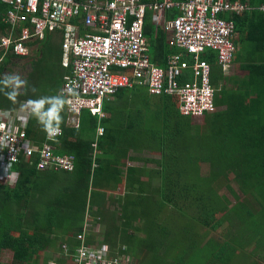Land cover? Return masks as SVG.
Here are the masks:
<instances>
[{
	"label": "trees",
	"instance_id": "1",
	"mask_svg": "<svg viewBox=\"0 0 264 264\" xmlns=\"http://www.w3.org/2000/svg\"><path fill=\"white\" fill-rule=\"evenodd\" d=\"M228 1L246 5L240 13L223 16L234 24L236 52L232 63L246 73L226 75L212 53L202 55L211 66L210 81L216 106L214 113L204 116L206 124H191L190 117L179 114L178 99L167 95L151 101L152 108L134 111L130 102L133 96L141 95L138 86L120 89L109 100H103L105 116L102 118L81 111L75 126L65 107L61 113L62 135L50 145L54 155L73 157V169L40 170L37 168L39 157L35 154L28 159L21 158L14 166L13 181L0 180V253L11 252L9 264H66L80 245L77 237L83 232L86 215L103 225L104 237L100 244L106 243L118 250L124 246V253L130 252V248L134 250L137 258L130 264H150L143 262L147 252L160 254L163 260L159 264H191L184 260L186 256L182 253H169V238L150 239L159 232L151 224L156 225L155 218L161 208L168 206L180 212L187 210L201 229H224L221 236L205 239L202 245L207 252H212L210 257L215 262L228 263L233 250H244L243 245L233 243L235 237L242 239L244 233L243 239L248 237L249 241L244 244L253 242V263L263 260L264 12L259 7L264 5V0ZM6 11L7 6L0 3V12ZM8 32L9 26L0 19V38ZM144 32L151 63L165 67L167 55L176 50L168 49L164 33L150 23V12L145 17ZM54 35L47 34L43 41L29 44L37 45L38 53L29 62L30 72L25 77L20 74L28 82L27 91L22 89L15 101L4 95L5 103L0 102V109L13 110L22 101L38 98H30L28 94L29 87L34 85L32 74L43 55L52 56L56 48L60 53ZM25 58L14 55L11 50H0V76ZM64 69L55 80L54 96L60 90L62 74L69 71ZM188 78H191L189 73L180 81ZM97 128H103L101 136L97 135ZM45 135L37 120L31 119L27 136L40 145ZM143 151L159 155L158 159H139L155 164L157 170L126 166L125 196L117 200L120 210L108 214V218L97 213L96 190L105 187L114 190L121 182L120 169L110 166L111 163L122 165L125 161H135L133 155ZM197 163L205 165L206 173L201 172V166H194ZM143 176L148 178L142 181ZM154 177L158 179L156 183H152ZM91 186L93 196L89 198ZM222 191L230 194L233 204L228 196L220 194ZM153 194L156 199L152 198ZM137 205L142 209L135 210ZM230 216H236L241 222L237 236L230 233ZM138 218L149 219L151 224L145 225L149 237L134 238L138 228L134 223ZM165 230L159 233L166 235Z\"/></svg>",
	"mask_w": 264,
	"mask_h": 264
},
{
	"label": "built area",
	"instance_id": "2",
	"mask_svg": "<svg viewBox=\"0 0 264 264\" xmlns=\"http://www.w3.org/2000/svg\"><path fill=\"white\" fill-rule=\"evenodd\" d=\"M7 6L0 12L9 34L0 46L11 48L17 56H27L29 43L43 41L47 34L60 38L61 66L68 69L62 77L58 94L71 122L77 125L81 111L104 117L103 100L120 89L144 87L155 97L178 99L181 116L200 118L216 110L211 66L204 54L212 53L226 71L234 59V24L224 18L246 7L228 0H0ZM264 12V5L259 7ZM147 12L155 30L165 34L169 50L165 67L151 63L148 55L144 21ZM176 12V13H174ZM172 16L169 18V14ZM187 73L186 81L180 78ZM57 94V95H58ZM27 100L13 110L0 109V180L13 181L14 166L21 158L38 154L37 168L71 171L72 156H57L50 143L59 136L35 144L28 136L30 120L24 108ZM69 118V119H70ZM103 128H97V135ZM61 136V135H60ZM85 231V228H84ZM77 239L80 245L66 264H130V258L110 254L105 245L88 242L86 233ZM63 249L67 251L66 246Z\"/></svg>",
	"mask_w": 264,
	"mask_h": 264
},
{
	"label": "rangeland",
	"instance_id": "3",
	"mask_svg": "<svg viewBox=\"0 0 264 264\" xmlns=\"http://www.w3.org/2000/svg\"><path fill=\"white\" fill-rule=\"evenodd\" d=\"M38 53V46L33 45L31 46V50L29 52L28 57H26L24 60L17 62L16 66H11L9 71L7 73L9 74H17L20 76H26L28 72H30V66L29 62L31 60L35 59V55ZM56 53V52H55ZM39 56V55H38ZM65 69L60 65L59 60L53 53L52 56L48 57L47 55H43L41 57V60L36 64V68L33 72L32 76V81L34 85L29 87L28 94H30V98L32 97H39L41 96H47V95H53L56 93V86L54 85L56 82V78L59 77V71ZM241 72V73H240ZM240 74L244 75L246 72H242L240 70H237L235 67V64L232 63L231 66L226 70L225 74L226 75H234V74ZM35 89L33 92L31 89ZM27 89H25L26 93ZM54 94H53V93ZM143 95H147L145 92L141 93ZM26 96V95H25ZM148 96V95H147ZM134 99L137 97L133 96ZM0 102L5 103V97L4 94H0ZM145 104H148L147 102H144ZM142 107H147V105L142 106ZM149 107V106H148ZM72 118L70 119V121ZM206 119L203 117L200 118H191V124H196V125H204L206 124ZM157 155V154H156ZM194 166H201V172L206 173L207 168L205 167L204 164H195ZM237 191V189H236ZM238 192V191H237ZM220 194H225L228 196L230 201L233 204V198L230 196V194H227L226 191L220 192ZM153 199H156V197L152 196ZM231 206V203L230 205ZM166 208V207H164ZM192 216L187 212V210H182L176 211L173 210L172 216L169 218L171 222H169L171 227V235L172 238L169 239L171 243V250L169 253L179 255L182 253L183 255L186 256L184 258L185 261L191 262V264H254V257L255 253L251 252L253 249V242L250 244H244L245 241H247L248 237H244L245 233L242 236V239L235 237L233 239V243L235 246H240L243 245V249H237V251L233 250L232 256L228 263H218L215 262L214 259L210 256H212V252H207L208 250L206 247L202 248V245H204L205 241L208 239H214L218 238L221 236V233L223 230L220 228L216 231H209L207 228H202L201 226L197 224L196 221H193ZM217 218V216H216ZM230 233L232 231V234H235L237 230L240 229L241 227V222L239 219L236 218V216H230ZM226 227V226H225ZM200 229L202 233L200 232ZM229 233V234H230ZM236 235V234H235ZM237 236V235H236ZM206 239V240H205ZM249 242V241H247ZM6 251V250H3ZM2 254V253H1ZM0 254V264L2 263L3 255ZM212 259L214 262H212ZM259 264H264V257Z\"/></svg>",
	"mask_w": 264,
	"mask_h": 264
},
{
	"label": "crops",
	"instance_id": "4",
	"mask_svg": "<svg viewBox=\"0 0 264 264\" xmlns=\"http://www.w3.org/2000/svg\"><path fill=\"white\" fill-rule=\"evenodd\" d=\"M151 16L152 15L150 13V23H152L151 22ZM168 16H169V18L171 17L170 14ZM54 36H56V41L59 42V46H60V38H59L58 34H55ZM147 45H148V40H147ZM59 50H60V53H59V51H57V48H56V53L55 52H53V53L55 54V56L57 57V59L59 60V63H60L61 62V49H59ZM62 77H63V74H62ZM139 92L140 93L145 92L148 96L147 95H143V94L137 95L136 96L137 98L133 99L130 102L131 109H134V111H136L138 109H140V110L141 109H143V110L144 109H148V106L152 108L153 103H151V101L155 100L156 97L150 95L149 93H147V91L145 90L144 87H141ZM147 101H148V104H145L144 102H147ZM145 105H147V107H142V106H145ZM106 114L108 116V113H106ZM133 156L136 157V160L135 161H125V164H122L124 166H122L121 164L114 165L113 163H111L110 166H117L120 169L121 174L119 175V177H121V182H120L119 186L116 187L114 190L107 189L106 187L96 190L97 195H95V196L97 198H99L97 204L95 205L96 206L95 208L98 209L97 213L103 214V215H105L108 218V214H111L115 210H120V207H118L117 200L118 199H122L125 196L126 187L123 184H125L124 178H125V169H126L125 167L126 166H132V167L134 166V167H139V168L143 167L146 170L151 171V172H152V170H157L155 164H153V163H144L141 160H144V159H147V158L148 159H158L159 158L158 154L156 155V154L150 153L149 151H143L141 153L134 154ZM139 159H141V160H139ZM147 178H148V176H143V177H141V180L144 181ZM157 180L158 179L154 177V179H152V183H156ZM144 194L145 193L143 192V196H144ZM92 196H93V188L91 186V188L89 190V198L92 197ZM140 209H142L141 206L137 205L135 207V210H140ZM172 213H173V209H171L170 206H168L167 208H161V210L159 212V215H157V217L155 218L156 225L149 223L148 222L149 219H146V220L142 219L141 220L140 218H138L137 219V223L136 222L134 223V225L135 226L137 225L136 227H138L136 232L134 231L135 232L133 234L134 238L137 237L139 239H144L145 237L146 238L149 237V233L145 229V225L151 224V228L154 231L156 230V228H157V230L159 232H160L161 229L162 230L166 229L165 230L166 235L165 234L162 235V234H160L159 232L156 231V234H152V235L150 234L151 235L150 239H152V240H154V239L155 240H160L162 238H163V240H164V238H166L165 240H168V238L171 239L172 238L171 227H169L168 225H170L169 222H171V221L169 220V218L172 216ZM98 219L99 218H97V220ZM140 221H142V222L139 223ZM159 224H161L163 228H161L159 226ZM83 226L85 228V231H84V228H83V231L86 233V238H88V242H91L94 245H105L109 249L110 254H112V255L118 254L119 256L129 257L131 262L133 260L136 261L137 256L133 255L132 251H134V250L132 248H130V250H129L130 252H128V253L125 252L124 253L123 252L124 251V246H120V248L118 250V249H111L109 244H106V243L100 244V243H102L103 237H104V235H103L104 234V229L102 227L103 225L98 223V221H96V222L93 221L91 215L90 216H87V215L85 216L84 222H83ZM200 232L202 233L201 230H200ZM156 238H158V239H156ZM1 253L0 254L3 255V257H5V258H3L2 263L9 264L10 261H11V257H12L11 252L8 251V250H6V251L2 250ZM147 253H148V256H146L147 258L145 260L143 259V262H145V263H150V264L151 263H158L159 264L163 260V258L161 257L160 254H152V253H149V252H147ZM157 255H160V256H157ZM169 262L170 261L168 260L167 263H169Z\"/></svg>",
	"mask_w": 264,
	"mask_h": 264
},
{
	"label": "clouds",
	"instance_id": "5",
	"mask_svg": "<svg viewBox=\"0 0 264 264\" xmlns=\"http://www.w3.org/2000/svg\"><path fill=\"white\" fill-rule=\"evenodd\" d=\"M8 34L6 36H8ZM29 47L31 50V46ZM0 50L6 52L8 50H11V48L0 46ZM25 57H28V55ZM27 88L28 82L25 79H22L17 74L5 73L0 76V93H3L12 101L16 100L22 89ZM31 90L33 92L35 91L34 88ZM67 103L68 101L61 93L55 96H41L36 99H29L25 102L24 108L29 111L31 115L37 120L38 124L41 126L42 131L45 132L47 137L49 139H53L57 136L62 135L61 124L63 122V117L61 113L64 111L65 105Z\"/></svg>",
	"mask_w": 264,
	"mask_h": 264
}]
</instances>
